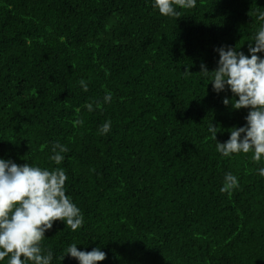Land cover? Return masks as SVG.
I'll list each match as a JSON object with an SVG mask.
<instances>
[{"label":"trees","instance_id":"trees-1","mask_svg":"<svg viewBox=\"0 0 264 264\" xmlns=\"http://www.w3.org/2000/svg\"><path fill=\"white\" fill-rule=\"evenodd\" d=\"M177 10L164 17L152 0H0V158L63 168L84 218L76 231L55 221L45 233L52 264H79L58 259L72 243L100 246L97 264H264V160L223 157L207 130L213 123L225 142L247 110L225 106L232 94L199 73L202 63L216 68L220 46L247 55L264 0ZM56 142L69 149L60 165L49 159ZM228 172L239 181L231 194L220 192Z\"/></svg>","mask_w":264,"mask_h":264},{"label":"clouds","instance_id":"clouds-1","mask_svg":"<svg viewBox=\"0 0 264 264\" xmlns=\"http://www.w3.org/2000/svg\"><path fill=\"white\" fill-rule=\"evenodd\" d=\"M197 0H152V7L160 15L169 18L180 16L179 9H193ZM260 26L248 43L247 55L237 47L220 46L214 51L219 55L216 68L209 70L205 64L200 71L211 83L212 90L219 94L228 91L232 98H224L225 106L233 110L246 109L243 126L231 127L229 138L225 142L217 140V126L211 123L208 132L216 141L215 149L223 157L234 154H249L254 162L264 160V11L256 17ZM84 91L88 85L84 80L78 81ZM112 101L111 91L103 96V104ZM84 108L93 112L100 108V102L87 103ZM79 111V109H78ZM83 120L73 121V125H82ZM112 121H105L99 133L106 135L111 131ZM68 147L56 142L52 145L49 159L60 165ZM257 173L264 177V167ZM68 177L63 168L52 170L33 166L29 163L17 164L11 158H0V262L7 264H52L54 253L42 245L45 233L53 228L55 221H62L72 231L83 224L80 208L66 194ZM239 188L238 177L231 172L225 173L221 193H228ZM75 258L79 264H97L106 259V253L100 246L91 251L78 250L72 243L64 249L65 257ZM23 257V259H21Z\"/></svg>","mask_w":264,"mask_h":264}]
</instances>
